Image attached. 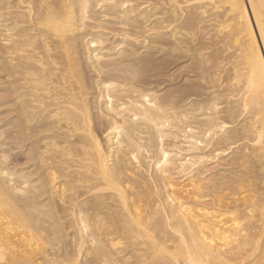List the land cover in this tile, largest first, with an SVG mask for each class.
I'll list each match as a JSON object with an SVG mask.
<instances>
[{
  "label": "bare ground",
  "instance_id": "bare-ground-1",
  "mask_svg": "<svg viewBox=\"0 0 264 264\" xmlns=\"http://www.w3.org/2000/svg\"><path fill=\"white\" fill-rule=\"evenodd\" d=\"M0 64V264H264V0H0Z\"/></svg>",
  "mask_w": 264,
  "mask_h": 264
},
{
  "label": "rangeland",
  "instance_id": "rangeland-1",
  "mask_svg": "<svg viewBox=\"0 0 264 264\" xmlns=\"http://www.w3.org/2000/svg\"><path fill=\"white\" fill-rule=\"evenodd\" d=\"M145 1L147 0H137V2L139 3L145 2ZM133 3L135 4L136 2H133ZM152 23L153 22H149L148 24L142 26V28H147L148 26L150 27ZM145 36H147L145 35V30L137 29L136 34H135V37H136L135 39L137 41L135 40L136 42L133 43V45L135 44L133 47V50H134V53H139L137 55L138 58L139 57H152L153 63H155L154 69L157 71L156 72L154 70L152 73L153 74L160 73L159 75H161L157 79L155 78L156 82L151 84L150 87L153 88V90H158L161 92L169 91L172 94H174V97H176L179 101L178 105L181 106L180 107L181 109L188 108L191 105L190 104L191 99H197L198 97L201 100H204L206 99V97L210 96L212 91L210 90L209 80H206L205 78H207V76L210 75L213 70L209 72L202 71V68L204 67V65H202L201 63L205 62L203 60L207 58L206 57L205 58L196 57L197 54L199 53L198 49L194 50L195 52L197 51L196 53L188 49H187L188 52L186 51V49L185 50H180V49L174 50V47L171 46L168 39L164 41V44L159 45V47H161L162 49L160 48L149 49L147 48V44L149 43L150 40H148L149 38H146L145 40ZM142 51H145V52H143L142 54L141 53ZM204 53L205 52H203V54ZM207 53L208 55H210L209 57L212 60L213 55L215 53H213L212 55L211 51H207L205 53V56H208ZM214 56H217V58L219 57L217 54ZM0 69H1V64H0ZM223 72H224V69H220V71H218L217 73H219L218 77L221 76L222 81H224L223 85L225 86L226 82L228 81V78H227L228 72L227 71H225L224 73ZM3 75L4 73L2 72V70H0V87L1 88H2V81H3L2 76ZM1 88H0V96L3 95L1 92ZM207 88L209 89V91L206 93L203 92V90ZM194 93L197 96L191 97V94H194ZM210 99L211 98H208L207 101ZM3 110L4 108H0V120H1L0 127L2 125L5 126L2 129L4 131L5 130L4 128H6V130L4 131L5 133L16 131V130H13V128L11 127L9 128V126H6V123L10 120V118H12V115L7 114L9 116L8 117L6 114H2ZM20 152H21V149L13 150L11 152L10 155H12L13 161H16L18 157H20V159L21 158L24 159L25 157L24 155H21V156L18 155ZM15 155H18V156L16 157ZM19 161L21 162V160ZM22 162L24 163L25 161H22Z\"/></svg>",
  "mask_w": 264,
  "mask_h": 264
}]
</instances>
